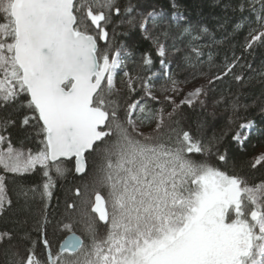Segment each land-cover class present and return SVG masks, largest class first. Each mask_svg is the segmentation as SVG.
<instances>
[{"label": "snow or ice", "instance_id": "obj_1", "mask_svg": "<svg viewBox=\"0 0 264 264\" xmlns=\"http://www.w3.org/2000/svg\"><path fill=\"white\" fill-rule=\"evenodd\" d=\"M237 7L251 17L244 50L264 47V0H241ZM159 23V13L141 11L131 0H0V109H26L22 124L31 123L41 145L35 152L14 147L3 132L15 121L0 120V215L12 204L4 174L39 171L45 178L42 191L21 185L17 196L25 208L37 196L44 201L43 222L37 223L46 255L40 258L32 241L9 264H264V181L249 184L209 162L215 156L227 164V156L219 152L218 137L205 141L186 125L184 106L202 104V88L177 100L182 81L163 59L167 50L160 37L169 34L155 32ZM121 28H138L152 41L171 85L164 90L174 94L165 97L171 111L148 106L157 98L147 81L128 71L131 53L115 44L118 34H126L118 33ZM207 31L185 28L173 38H188L183 63L193 70L192 79L205 75L199 70L204 45L198 42ZM172 51L181 49L174 43ZM241 59H226L208 84L229 74L242 82L244 76L233 70L251 65ZM142 62L153 63L147 54ZM120 74L128 78L129 93L140 82V99L121 96ZM239 118L233 104L229 126ZM153 123L151 131L141 130ZM250 127L251 121L237 125L232 139L242 146ZM86 154L100 160L98 175L65 202V218L54 234L68 235L54 251L45 235L53 173L64 177L65 161L73 158L75 172L85 173ZM257 166L264 168V154L250 162ZM78 225L87 242L74 230ZM12 239L0 232V245L11 247Z\"/></svg>", "mask_w": 264, "mask_h": 264}, {"label": "trees", "instance_id": "obj_2", "mask_svg": "<svg viewBox=\"0 0 264 264\" xmlns=\"http://www.w3.org/2000/svg\"><path fill=\"white\" fill-rule=\"evenodd\" d=\"M141 11L147 12L155 10L160 14L159 27L156 33L167 32L166 38L161 35V42L165 44L167 54L163 58L170 66L171 75L182 83L178 87L182 94L177 100L184 98L187 89L189 91L202 88L203 94L199 97L202 104L197 103L192 107L184 106L186 125L200 138L207 141L212 137H218L217 147L221 154H226L227 164H222L215 156L210 159V163L227 171L229 174H238L245 177L249 184L264 181V168L257 166L256 169L250 167V162L257 156L264 154V47H257L254 50H244L245 37L247 36L248 23L251 17L247 11L241 13L237 7L241 0H131ZM128 3V0H124ZM173 4L176 7H173ZM180 13L182 20H177L175 14ZM244 19H241V17ZM237 25H240L237 27ZM185 28L192 30L206 28L207 33L201 32L202 39L198 42L204 45L201 48L204 63L200 66V71L205 75H198L192 79V69L183 63L184 54L188 51L187 37L184 42L173 39L179 36ZM116 36V46L123 45L131 53L127 57V69L131 76H140L151 86L152 95L156 100H148L150 108H164L165 113L171 111L166 96L174 95L164 89L170 87V82L164 75L165 69L161 67V57L157 55V50L152 41L145 39L142 32L137 28L127 30L121 28ZM176 44L181 49L180 52H173L172 45ZM251 53V54H249ZM149 55L153 63L145 66L142 58ZM233 54L243 56L240 64H250L248 67H236L233 71L242 74L244 80L237 82L232 74L216 80L214 85H209L208 80L218 73H222L226 59L230 62ZM212 56V61H208V56ZM155 74V75H153ZM127 77L120 74L116 77V86L121 90V96L140 99L143 90L140 82L136 83L135 93H129L126 87ZM187 79V82H183ZM239 106V119L231 127L228 124V117L232 115V105ZM28 114L26 109H0V120L11 119L14 124L7 126V131L3 134L10 138L14 147H23L25 150L31 149L35 152L41 145L35 135L31 123L23 125L24 115ZM251 121V127L247 130V138L241 146L232 139L233 132L237 130V125L247 124ZM151 126L144 127V132L151 131ZM226 133V135H222ZM195 155V154H193ZM200 159L199 156H195ZM100 164L98 157L87 154V171L81 176H75L74 161H65L68 169L64 177H55L56 187L52 190V198L48 201L46 214L49 223L46 226V237L50 240L53 250H58L59 243L68 235L67 232L55 231L58 221L65 218V202L76 199L74 191L77 187L83 190L85 184H91L97 177V167ZM3 174V173H0ZM8 187V196L12 200L8 210L0 215V232H9L13 239L11 247L8 244L0 245V264H9L13 259V253L18 252L21 256L26 254V249L31 247V242H36V252L40 258H44L46 253L42 243L41 231L38 221L43 222L44 201L37 196L30 200L25 208L23 197H18L19 187L41 186L38 191H42L44 177L39 171L25 176H14L4 174ZM78 235L87 242V237L82 231V226L74 228Z\"/></svg>", "mask_w": 264, "mask_h": 264}, {"label": "water", "instance_id": "obj_3", "mask_svg": "<svg viewBox=\"0 0 264 264\" xmlns=\"http://www.w3.org/2000/svg\"><path fill=\"white\" fill-rule=\"evenodd\" d=\"M86 156H87V154H86ZM72 160L74 161V164H75V158H73ZM72 160H68V161H72ZM86 164H87V161H86ZM86 171H87V167H86ZM85 173H86V172H85ZM85 173H83V174H78V173L75 172V176H77V177H81V176H83ZM77 235H78V234H77Z\"/></svg>", "mask_w": 264, "mask_h": 264}, {"label": "rangeland", "instance_id": "obj_4", "mask_svg": "<svg viewBox=\"0 0 264 264\" xmlns=\"http://www.w3.org/2000/svg\"><path fill=\"white\" fill-rule=\"evenodd\" d=\"M188 92H189V90L187 89L186 94L184 95V97L187 96V93ZM141 130L143 131L144 130V127H141Z\"/></svg>", "mask_w": 264, "mask_h": 264}]
</instances>
